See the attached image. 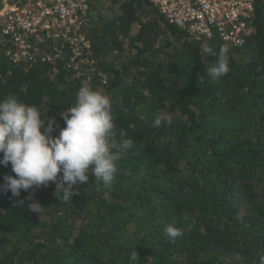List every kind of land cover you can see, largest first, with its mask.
I'll use <instances>...</instances> for the list:
<instances>
[{
  "label": "trees",
  "instance_id": "1",
  "mask_svg": "<svg viewBox=\"0 0 264 264\" xmlns=\"http://www.w3.org/2000/svg\"><path fill=\"white\" fill-rule=\"evenodd\" d=\"M88 1L96 14L83 31L84 56L93 53L96 70L60 58L21 64L0 48V101L11 95L35 106L55 138L87 83L111 98L113 139L132 146L111 188L90 175L72 202L55 197L51 182L18 197L0 190V264H129L134 250L135 264H259L264 1H255L254 31L241 48L188 35L147 0ZM103 7L109 17L97 13ZM203 44L228 50L226 75L207 74L216 57ZM6 175L15 177L10 163L0 165V186ZM30 203L43 207L40 216ZM170 224L182 233L175 242L164 232Z\"/></svg>",
  "mask_w": 264,
  "mask_h": 264
},
{
  "label": "clouds",
  "instance_id": "2",
  "mask_svg": "<svg viewBox=\"0 0 264 264\" xmlns=\"http://www.w3.org/2000/svg\"><path fill=\"white\" fill-rule=\"evenodd\" d=\"M205 55L216 57L207 69L213 80L226 75L227 49L217 53L208 44L202 45ZM22 64V63H21ZM65 127L53 138L52 122L42 124L41 114L35 106H28L9 95L0 101V165L11 164L12 175L4 177L0 190L11 191L18 197L21 190L56 184L57 193L65 203L72 202L74 186L87 184L94 176L105 188H111L118 171L117 162L131 146L130 140L117 142L113 139V106L111 98L100 90H93L83 83L77 92L75 105L62 113ZM153 127L159 128L161 120L155 119ZM41 129H44L42 132ZM58 174H61L58 177ZM23 204V201L20 202ZM38 203L28 205L29 212L42 214ZM165 235L175 242L182 235L179 229L168 225ZM138 253L130 254L129 264H135ZM264 264V256L259 259Z\"/></svg>",
  "mask_w": 264,
  "mask_h": 264
},
{
  "label": "built area",
  "instance_id": "3",
  "mask_svg": "<svg viewBox=\"0 0 264 264\" xmlns=\"http://www.w3.org/2000/svg\"><path fill=\"white\" fill-rule=\"evenodd\" d=\"M147 1L169 25L230 47L245 46L254 31L256 0ZM94 14L88 0H0V48L17 63L60 58L82 72L90 48L83 31Z\"/></svg>",
  "mask_w": 264,
  "mask_h": 264
},
{
  "label": "rangeland",
  "instance_id": "4",
  "mask_svg": "<svg viewBox=\"0 0 264 264\" xmlns=\"http://www.w3.org/2000/svg\"><path fill=\"white\" fill-rule=\"evenodd\" d=\"M105 10V7H103V9H101L99 12H97V13H101L100 15H102V14H104V16L106 17H109V15L107 14L106 15V11H104ZM148 20V19H147ZM90 49V48H89ZM88 49V50H89ZM88 54H89V57H87V62H85L86 63V65H88V69H91V66L93 65V61H92V59L91 58H93L94 57V55H93V53L92 52H88ZM92 68H94L93 70H96V67H93L92 66ZM89 71V70H88Z\"/></svg>",
  "mask_w": 264,
  "mask_h": 264
}]
</instances>
